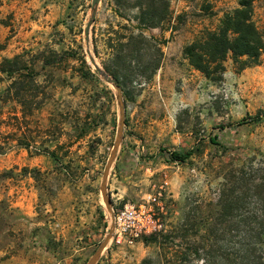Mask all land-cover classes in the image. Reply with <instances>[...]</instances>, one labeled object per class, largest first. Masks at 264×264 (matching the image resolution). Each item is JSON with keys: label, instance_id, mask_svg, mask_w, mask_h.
Masks as SVG:
<instances>
[{"label": "rangeland", "instance_id": "rangeland-1", "mask_svg": "<svg viewBox=\"0 0 264 264\" xmlns=\"http://www.w3.org/2000/svg\"><path fill=\"white\" fill-rule=\"evenodd\" d=\"M139 1L101 0L87 47L92 0H0V63L56 53V63H37L45 103L24 123V147L0 151V264H90L109 236L101 188L121 110L100 69L118 82L126 108L107 194L116 216L127 206L150 214L152 233L112 236L96 264H264V244L248 246L249 225L237 222L234 232L215 222L224 175L251 165L264 173V54L244 70L229 59L218 81L184 55L239 0H170L172 21L155 29L138 22ZM254 19L264 26V0H255ZM13 111L0 107L6 124ZM2 132L7 141L10 127ZM195 148L186 162L171 160Z\"/></svg>", "mask_w": 264, "mask_h": 264}, {"label": "trees", "instance_id": "trees-1", "mask_svg": "<svg viewBox=\"0 0 264 264\" xmlns=\"http://www.w3.org/2000/svg\"><path fill=\"white\" fill-rule=\"evenodd\" d=\"M254 3L255 0H239L238 7L224 14L217 29L205 30L187 45L184 55L191 66L208 79L218 81L225 73V64L229 59L239 70L257 65L264 54V26L261 28L254 19ZM203 7L206 13L212 15L210 5ZM137 8V20L145 29L161 28L173 18L170 0H140ZM42 55L44 59L32 53L19 54L13 58H4L0 63V107L9 103L14 105L9 124L0 117V151L10 150L13 142H17L16 146L24 147L21 139L24 123L27 117L44 106V98L39 97L40 94L45 96L46 91L37 80L40 75L37 63L41 61L43 68L56 63L55 60L52 61L56 53L50 52L48 57L45 53ZM123 59L124 56L119 51L116 61ZM81 62L85 63L84 59ZM106 69L118 81L121 79L120 72H112L108 67ZM260 120V117L251 119L253 122ZM246 123L242 120L238 125ZM3 125L11 129L6 137L7 141H1ZM210 141L212 144H219L216 137L210 138ZM40 152L59 159L50 150ZM199 152L197 148L185 153L173 151L170 157L173 162L184 163ZM260 172L259 168L255 169L252 165L232 168L224 175L225 182L216 204L219 208L216 223L234 224L231 226V231L234 232L237 231V222L249 225L246 229L249 247L264 244V173ZM252 204L257 206L256 210L249 209L248 206ZM249 251L252 250H247L246 258Z\"/></svg>", "mask_w": 264, "mask_h": 264}, {"label": "water", "instance_id": "water-1", "mask_svg": "<svg viewBox=\"0 0 264 264\" xmlns=\"http://www.w3.org/2000/svg\"><path fill=\"white\" fill-rule=\"evenodd\" d=\"M100 2H101V0H92L93 13H92V16H91L90 20L87 23L86 28H85V40H86L87 47H89L90 31H91V27H92L93 23L95 22L96 15H97V12H98V6L100 5ZM88 54L89 55L91 54L89 48H88ZM90 58H91L92 63L96 65L94 59L92 57H90ZM100 72H101L102 76L104 77V79L107 82L112 83L115 86V88L117 89L118 100H119L120 110H121V120H120V126H119V130H118L116 143H115L114 149H113L112 154H111V156L109 158V161L107 163V166H106V169H105V172H104V175H103V182H102V188H101L102 194H103L104 199H105V202H106V204L108 206V210L112 214L113 226H112L111 232H110L109 236L107 237L106 241L102 244L100 249L96 252V254L94 255V257L91 260L90 264H96L98 262V259H99L100 255L102 254L103 250L105 249V247L107 246L108 242L110 241V239L112 238V236L114 234L115 215H114V212H113L112 202L110 200L109 195L107 194V180H108V176H109V173H110V169H111V167H112V165L114 163V160L116 158V154L118 152V149H119L120 144H121L122 139H123V132H124V126H125L124 118H125V109H126L125 108V103H124V98H123V93H122L121 87L119 86L118 82L115 79H113L110 75H108L105 71L100 69Z\"/></svg>", "mask_w": 264, "mask_h": 264}, {"label": "built area", "instance_id": "built-area-1", "mask_svg": "<svg viewBox=\"0 0 264 264\" xmlns=\"http://www.w3.org/2000/svg\"><path fill=\"white\" fill-rule=\"evenodd\" d=\"M166 186L168 183H165ZM162 197V191L160 190L158 196H150L149 199L152 202L160 200ZM115 215V229L113 234V240L116 243V234L118 235L117 240L119 241L122 236L133 235L135 237H140L143 235L151 234L149 222L152 221L150 214L145 215V210L137 211L133 206H127L124 210L120 211ZM151 219V220H150Z\"/></svg>", "mask_w": 264, "mask_h": 264}]
</instances>
